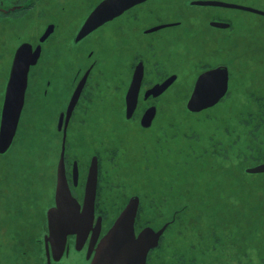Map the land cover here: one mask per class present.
I'll return each instance as SVG.
<instances>
[{
    "label": "rangeland",
    "instance_id": "rangeland-1",
    "mask_svg": "<svg viewBox=\"0 0 264 264\" xmlns=\"http://www.w3.org/2000/svg\"><path fill=\"white\" fill-rule=\"evenodd\" d=\"M157 1L160 0H150L138 7L135 22L144 30L156 23L158 17H165L167 14L158 11L159 8L155 5ZM223 1L252 5L264 10V0ZM163 6L173 7L170 11L173 18L168 20L181 21L185 29L187 24L194 22H201L202 28L207 27L203 29L205 33L201 39L197 40V47L185 53L186 60H194L189 61L188 65L186 63L182 71L173 69L182 73L186 82L184 90L175 87L160 97L159 119L151 132H146L138 125L136 126L141 132H126L122 125L115 124L125 121V91L117 92L115 84L119 82L123 86L120 77L124 83L125 80L128 83V78L124 73L109 75V81L101 82L105 85L94 91L91 100L82 99L80 102L78 110L85 123L74 121L69 126L72 136L69 161L71 163L74 157L81 161L79 183L82 187L88 161L96 150L102 153L104 178L99 198L100 205L107 210L110 222L121 213L133 194H139L143 201L140 224L150 223L155 229H159L169 217L176 218L169 227L162 246L151 255L149 264H179L177 259L181 260L182 257L187 264H264V173L247 171L264 162V117L262 105L257 102V98L264 101V17L223 7L206 9V6L197 5L190 8L186 0H169ZM212 10L231 19V30L222 31L205 23L212 18ZM206 14L208 16L204 17ZM77 16L80 17V12L76 13ZM51 18L65 21L64 16L57 11L49 13L48 19ZM47 20L44 24L43 14L25 24L26 38L16 40L11 57L7 58H10L9 62L22 41L37 43L38 37L46 29L49 22ZM68 21L69 18L55 34L54 41L64 38ZM59 28L61 27L57 23L55 31ZM107 29L108 26L102 28V31ZM2 32L0 28V35ZM19 33L24 35L22 31ZM216 36L221 39L206 41ZM9 40L3 42L0 36V51L9 43L15 42ZM203 41L208 45L206 48L200 47ZM179 48L183 50V44ZM196 50H200L211 63L229 61L228 65L232 67V96L226 100L219 114L213 112L210 117L204 116L205 110L192 112L187 107L193 89L187 79H191L194 74L195 69L191 64L198 63ZM55 51L60 52L59 47ZM216 58V61L212 60ZM0 62L2 82L10 63L1 53ZM170 71L172 70L169 69ZM49 72L55 74V88L47 99L42 96V100L48 101L52 96L55 97L48 106L42 108H45L47 116L56 112L58 116L66 104H61L57 111V95L61 90L58 88L57 94L56 85H60L57 82L61 79V74L53 68ZM33 77L32 74L31 86ZM78 81H73V87L66 93L65 100H68ZM34 98L35 95L31 100ZM27 99L29 103V95ZM144 100L142 99V103ZM85 106L88 108L87 112ZM95 108L101 109L102 113H96ZM28 119L29 117L25 118L26 127ZM46 119L50 146L40 163L21 174L16 169L14 155L9 154L2 161L4 179L3 187L0 188V264H45L47 211L54 204L57 159L61 152L60 134L56 131L57 118L53 124L50 118ZM106 119H109V123L104 124L103 131L96 133L98 123ZM127 123L134 125L130 121ZM194 128L199 129L201 134L198 140L192 141L188 136L196 135L192 131ZM164 132L168 133V138L174 137L173 140L164 142L165 145L182 149L180 152L166 154L169 159L175 157L177 162L172 168L157 165L144 172L146 160L155 163L152 149L153 146H159L156 135ZM141 133L145 135L141 136ZM120 134L125 135L123 142ZM78 136L82 139L86 136L94 138H86L88 144L82 147V143H78ZM130 136L138 137L139 145ZM152 136L155 138H151ZM142 139L147 140V148L140 147ZM221 151L228 153L219 157L218 152ZM133 155L139 157V164L130 174H125L123 169L129 166L128 159ZM169 185H172L171 191ZM164 192L168 193V198L160 205L161 194ZM182 205L187 207L181 209ZM158 206L163 207L162 214H158ZM177 210L180 215H177ZM193 218L196 223L192 222ZM85 258L80 253L72 252L59 264H87Z\"/></svg>",
    "mask_w": 264,
    "mask_h": 264
},
{
    "label": "flooded vegetation",
    "instance_id": "flooded-vegetation-1",
    "mask_svg": "<svg viewBox=\"0 0 264 264\" xmlns=\"http://www.w3.org/2000/svg\"><path fill=\"white\" fill-rule=\"evenodd\" d=\"M104 1L105 0H0V28L3 30L0 36L2 37L3 42H7L8 39L11 40V41L9 40L10 42L15 41L12 44L9 43L5 47V49H2L0 51V53L9 62L10 58L9 59L7 58L9 56L11 57V51L16 43V40L19 38H26L25 35L26 33L24 29L25 24L33 20L35 17L40 18V15L45 14V21H44L45 24L50 12L57 11L58 14L63 15L65 21H63L62 19H60L59 21L53 18L47 20L49 22L47 23L45 27L46 29L43 31V33H46L47 29L50 26L53 27V24L55 25V27H53V31L51 32V34L47 37L46 40H43L42 43L37 42L34 44L31 41L25 40L32 46L33 50H36L38 47H40L41 49V56L33 74L34 76L32 80L33 85L31 86V92L29 94V103L31 106L37 108L48 106L49 103H51V100L55 97V95L52 96V98L48 101L42 100V96L44 89L47 87L45 83V79L48 75L51 74L49 71L53 68V70H56L59 74H61V79L59 78L57 82V84L59 83L60 85L59 86L56 85L57 94H58V88L59 90H61L59 95H57V99H58L56 104L57 111L60 109L59 107L61 104H62L61 106H63L64 103L66 104L69 103L67 99H66L67 101L65 100V97L67 95L66 93L70 91V87H73V81L75 80V82H77L79 79L74 90L78 89L80 82L84 83V88L80 92L81 99L77 102L78 107L77 110L75 111L76 119L74 121L77 122H80L81 119L80 111L78 110V108L80 107L81 104L80 102L82 101V99L91 100L93 98L94 91L100 90V88H102L105 85V84H101V82L109 81L108 80L109 75L113 76L119 73H124L127 75L128 81H130L134 74L133 67L137 63V57L143 58L145 67L146 69L149 70L148 75L152 76L151 79L152 87L155 88L163 87L164 83H167V80L171 78V74L176 73L177 79L173 80L171 84H168V87L165 88L163 92L157 95L151 94L147 96L145 94L147 98L144 100L143 103H142V99L144 98L140 100L139 111L133 114V118L130 121L134 123V125H132L134 130L136 131L138 130V132L139 131L141 132V130L138 128L141 127L145 129L146 132H151L153 128L155 129L154 124L156 120L159 119L158 115L160 112L159 110L160 106L158 104H161L160 97L175 87L184 90L185 88L184 83L186 82L182 78V73H177L174 70L182 71V68L186 63L188 65L190 63L189 61L194 60V58L186 60L185 53L188 50H192L195 47H197V42H198L197 40L201 39L202 35L205 33L203 29H206L207 27L203 26L202 28L201 22L199 23L194 22L192 24H187V29H185L184 26H182L181 21L168 20V18H173V15L170 14V11L173 7L163 6V3L169 0H160L155 2V5L159 8L158 11L167 14L165 17H158V18L164 21H174L176 23H174L170 27L161 28L159 31H149L146 35L144 32L145 30L142 28V26L137 25V23L135 22L137 18V13L139 12L138 7H142L144 3L150 1V0H144L143 3L138 1V3L126 7L120 14L104 21L102 24H100L95 29L87 33L85 36L80 37V32L84 27V25L86 24V21L89 18L90 14H92L98 8V6ZM219 1H223V0H219ZM200 6H206V9L207 8L215 9L217 7L222 8L221 6H213V5H200ZM246 6L256 8L252 5H246ZM106 11L114 12L115 8H108ZM79 12L81 18L78 16L76 17V13ZM212 12H213L212 18L205 23H209L211 27L222 31L229 29L231 30L233 23L231 22L230 18L217 14L213 10ZM244 12H248V11H244ZM68 13H71V15ZM248 13H253V12H248ZM256 15L263 16L260 14H256ZM206 16L208 15L207 14L204 15V17ZM67 18H69V21L67 23L66 33L64 38L54 41L55 34H57L62 29L63 25L66 23ZM158 18H157V22L151 25H156L158 23ZM57 23L61 28H59L58 31H55ZM217 23L225 24L227 27L214 25ZM106 26H108V29L102 31V28ZM20 31H22L24 35L19 33ZM41 38L42 37L40 35L38 37V41H40ZM215 39L216 41H219L221 37L216 36L214 38H209L206 41H213ZM182 44H183V50L179 48L180 45ZM21 45L22 43L19 44V46ZM201 46H204L206 48L208 45H206L205 41H203L200 47ZM58 47L60 49V52L55 51V49ZM90 49L95 51V56L89 55ZM218 54H220L219 51ZM196 58L198 59V63L193 65L191 64V67L192 68L194 67L195 69L194 74L191 79H189L190 77H188L189 80L187 79L191 87L192 85L194 86V84L197 81L198 74L202 71V69L205 66L211 68L213 66L221 65V63H211L210 60H206V58L200 52V50L198 51L196 50ZM217 59L218 58L212 60L216 61ZM89 60H96L98 62L96 68H94L90 74H87L88 75L87 81H82V76H80L78 73H80V71H82V73L84 72V69L89 64ZM12 62H13V56L11 58V61L9 62L10 66ZM169 69L172 71L169 72ZM228 71L230 76L229 89L231 90L233 86V73H232V67H230L229 65H228ZM75 73L77 74L75 75ZM7 75L8 73L5 75L4 80L7 79ZM31 76L32 75H30V78ZM120 78H121L120 80H122L124 85L122 86L119 82H117V84H115V89L117 90V92L126 91L127 88L129 87L126 80L124 83L122 77ZM117 85H119V87H117ZM52 90L53 89H48V93H50ZM74 90L71 93V95L73 96L75 94ZM62 92H64V94H62ZM34 95L35 98L31 100V97H33ZM227 99H228L227 96L222 98L223 101H226ZM260 99L261 98H257V102L258 105L260 103L262 105L263 117H264V101H259ZM153 101H156V103L153 104ZM55 103L56 101L54 102V104ZM86 106H85L86 109L85 112H87L88 109L86 108ZM152 108H155L157 113L156 116L153 118L152 126L151 127L144 126L143 115L147 114L149 111H152ZM125 109H126V97H125ZM95 112L102 113V110L101 109L96 110L95 108ZM56 114L58 113L56 112L53 115L46 116V118H50L53 124L55 122V118H57ZM1 117H2V113H0V122H1ZM74 121L68 122L69 126L71 123H74ZM106 123H109V119L104 120V122L102 121L101 123H98L96 127V133L98 131H103L104 128L103 126ZM115 124L122 125L120 121ZM136 125H138V127ZM116 130L118 129H115V131ZM147 135H150V133H148ZM160 136H161V141L163 142H167V140L169 141L174 139V137L168 138L167 136L164 135V133H162ZM188 137H190L192 141L198 140V138H196V135H192ZM86 138L91 139L94 137L89 138L86 136ZM86 138L82 139L80 136H78V143H82L83 145L82 147H86L88 144ZM151 138H155V136H152ZM130 139L136 143L138 142L137 145H139L140 139H138V137L130 136ZM214 145L215 142L213 143V147ZM99 153L101 157V163L98 166L95 213L92 220L89 218L88 222L84 224V226H86L85 228L87 229V236L86 239L84 240V244L82 248L78 250L77 248L78 234L77 233L69 234L67 237L66 250L62 258L59 261H56L54 260L52 254L50 255L52 257L53 264H59L60 261H62L65 257L69 256L72 252L82 254L83 257H86L85 261H87V264H91L94 255L96 254V249L100 241L113 227L114 223L117 221L119 216H121L122 212L126 209L127 205L134 198H138L139 200V207L135 221L136 235H139L140 232L144 230L146 227H151L155 231H159L162 228H164L162 226L159 229H155L152 225H150V223L147 224L139 223L143 210V203H142L143 201L139 194L131 195L128 198V202L121 211V213L110 222V218L108 216L107 210L103 209L102 206L100 205L99 197L101 193V183L103 185L104 165L101 156L102 153L100 151ZM227 153L228 152L221 151L218 152L219 154L218 156L222 157ZM69 158H70V153L68 152L66 154V159L68 161V165L65 171L66 178L68 180V184L71 189L72 195L78 200L80 205H83L84 197L86 193L85 190L86 182L91 167L90 165L87 166L85 183L82 187H80V183H79L81 179L80 175H79V180L75 183L74 169L70 165L71 163L69 161ZM94 158L95 157L93 155L91 157V160H93ZM57 180H58V165L56 168V184L54 188L53 205L55 206H56L55 195L57 189ZM50 208H52V206ZM173 223L168 224V226L165 228L163 234L160 237L158 246L150 250V252L148 253L146 264H149L151 255L154 254L153 252H156V250L162 246L163 241L165 239V235L169 227ZM47 232L49 234L48 220H47ZM83 232L85 233V231ZM48 234L44 235L45 257L48 256L46 251V243H45V237ZM49 250L51 253V244H49ZM90 250L92 252L90 254V257L88 258ZM177 261L179 262V264H187L183 257L181 258V260L177 259Z\"/></svg>",
    "mask_w": 264,
    "mask_h": 264
},
{
    "label": "snow or ice",
    "instance_id": "snow-or-ice-1",
    "mask_svg": "<svg viewBox=\"0 0 264 264\" xmlns=\"http://www.w3.org/2000/svg\"><path fill=\"white\" fill-rule=\"evenodd\" d=\"M143 3L144 0H139ZM187 5L190 8H195L197 5H209L218 3V0H186ZM174 21H164L158 18V23L156 25H151L145 30V34L149 31H159L161 28H167L172 26ZM99 24V23H98ZM97 25V24H96ZM91 27L87 32L91 31L96 27ZM53 27L55 25L53 24ZM52 31L47 29L46 33H41L42 39L37 41L42 43L43 40L47 39V34ZM86 32V33H87ZM25 46H17V50L13 54V62L8 68V78L0 82V113H2V122H0V188L3 187L4 170L2 161L7 158L9 154L16 157V169L19 173L25 174L26 170L32 169L37 163H40L47 154L48 148L50 146L49 141V130L47 123V113L45 108H37L30 106L28 103V95L31 92L30 75L34 74L35 68L41 56V50H33L27 41H22ZM78 43V41H77ZM90 56H95V51L89 50ZM96 60H89L88 66L84 69L83 73H78L82 76V81H87L88 75L92 72L97 65ZM229 61H221L220 66H213L211 68L205 66L202 71L197 76V81L193 86L191 95L189 97L190 103L187 105L189 109L196 111H204L205 117H210L211 113H220L226 101L222 100V97L227 96L231 98L232 93L229 89V71H228ZM0 70H2V62H0ZM148 69H146L143 58L137 57V63L133 67V77L128 81L129 87L125 91L126 97V109H125V121L121 122L122 127L125 131H134L132 124L127 123L133 118V114L139 111L140 100L142 98L146 99V93L151 94L155 92L157 94L164 91L171 84L173 80L177 79V74H171V78L164 83L163 87L155 88L151 86V77L148 75ZM147 76V79H146ZM55 74H50L46 77L45 83L47 87L43 91V96L47 99L49 97L48 89H54L55 84ZM119 87V85H117ZM84 88V83L80 82L79 89ZM79 89H75V95H70L68 97V104L61 109L60 114L57 116V127L56 131L60 134L61 141V155L57 159V165L59 170V175L65 177L66 167L68 161L66 159V154L70 151L72 147V136L69 129V123L76 119L75 111L77 110V102L81 99ZM156 101H153L155 104ZM191 105H195L192 107ZM31 108V111H30ZM153 112L150 117V122L147 126H152L153 117L156 116V109L152 108ZM29 117L27 127L25 126V118ZM146 114L143 115V121L145 120ZM199 119V118H198ZM80 123L84 124L83 118L80 119ZM144 124V123H143ZM145 125V124H144ZM196 133V138L200 136L199 129H193ZM141 133V136H144ZM167 136L168 133L164 132ZM121 142L124 141L125 135L120 134ZM156 140L158 142V147L153 146V155L155 157V163H149L147 160L144 163L143 171L147 172L152 167L157 165L163 166L165 168H172L176 164L175 157L169 159L166 154L172 152H180L182 149L179 147L173 148L172 145H165L161 141V136L158 133L156 135ZM147 140H141L140 147L147 148ZM95 159L89 160L88 164L92 168L93 174L95 173L97 167L101 163V157L99 150L94 154ZM128 167L123 170L125 174H130L132 169L137 167L139 164V157L136 155L131 156L128 159ZM71 166L74 169V175L79 180L81 161L78 158H72ZM119 166V165H118ZM169 191L172 190V185L168 186ZM160 205H163L167 198L168 193L164 192L161 194ZM55 199L58 201L60 207L64 205L63 191L58 190L55 195ZM55 209V205L52 206ZM187 206L182 205L181 209H185ZM164 211L163 207H157L158 214H162ZM177 215H180V211L177 210ZM175 222V217H169L163 227H167L169 223ZM196 223L195 218L192 220ZM142 238L145 241H155L158 237L150 232H144ZM2 245V242H0ZM63 252V247L61 246L57 250V259ZM45 264H53L51 256L45 257Z\"/></svg>",
    "mask_w": 264,
    "mask_h": 264
},
{
    "label": "water",
    "instance_id": "water-1",
    "mask_svg": "<svg viewBox=\"0 0 264 264\" xmlns=\"http://www.w3.org/2000/svg\"><path fill=\"white\" fill-rule=\"evenodd\" d=\"M139 0H105L102 2L98 8L90 14L86 21V24L80 32V37L85 36L91 27H96L102 24L104 21L120 14L126 7L138 3ZM213 6H221L225 8L243 10L248 12H253L264 16V11L256 9L250 6L219 1L215 4H209ZM108 8H115V11H106ZM99 23V24H98ZM216 26H223L225 24H214ZM95 27V28H96ZM227 27V26H226ZM53 31V27L50 26L48 29ZM94 28V29H95ZM93 30V29H92ZM91 30V31H92ZM51 31V32H52ZM47 32V31H46ZM48 33L47 37L51 34ZM87 32V33H86ZM42 39V38H41ZM30 45V44H29ZM21 46H25L22 44ZM32 48V46L30 45ZM37 49H40L38 47ZM36 49V50H37ZM41 50V49H40ZM79 89V87H78ZM82 89H79L81 92ZM151 94L157 95V93L152 92ZM146 93V95H151ZM75 95V94H74ZM223 98V97H222ZM190 103V100L188 104ZM195 107V105H191ZM189 109V108H188ZM192 112H200L196 110L189 109ZM202 111V110H201ZM153 112L149 111L146 114L145 120L143 121L144 126L150 122V117ZM154 118V117H153ZM2 122V117H1ZM95 159V158H94ZM249 173H264V163L259 164L255 167L248 168ZM97 179H98V167L93 174L92 168L86 182V193L84 197L83 205H80L78 200L72 195L71 189L68 184V180L65 177L59 175L58 170V180L57 189L63 191L64 205L60 207L58 201L56 200L55 209L52 207L47 212L48 228L49 234L45 237L46 251L47 255L52 254L54 260L59 261L65 253L67 237L69 234H78L77 248L78 250L82 248L84 240L87 236V229L84 224H86L89 218L92 220L95 213V202H96V192H97ZM77 178L75 176V183ZM139 207L138 198H134L127 205L126 209L122 212L121 216L114 223L113 227L109 232L102 238L97 249L96 254L91 262V264H146L147 256L150 250L156 248L159 244L161 235L163 234L165 227L159 231H155L151 227H146L140 232L139 235L135 233V221L137 217ZM84 229V230H83ZM85 231V233L83 232ZM144 232H150L157 236L158 238L153 241H145L142 238ZM49 244H51V253L49 250ZM63 247V252L57 259V250ZM91 250L89 252L88 258L90 257Z\"/></svg>",
    "mask_w": 264,
    "mask_h": 264
}]
</instances>
